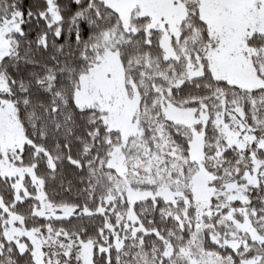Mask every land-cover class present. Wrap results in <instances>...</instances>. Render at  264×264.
I'll list each match as a JSON object with an SVG mask.
<instances>
[{"label": "trees", "instance_id": "16d2710c", "mask_svg": "<svg viewBox=\"0 0 264 264\" xmlns=\"http://www.w3.org/2000/svg\"><path fill=\"white\" fill-rule=\"evenodd\" d=\"M53 2L60 15L57 22L51 21L49 0H0V23L14 13L23 17L20 31L11 35V53L0 60V75L8 84L6 92L0 91V104L5 99L15 106L24 131L26 142L17 163L33 168L47 202L57 207H71L74 212L56 218L38 215L41 203L31 178L26 176L24 180L29 193L25 195L17 192V180L0 174V199L5 205H0V264H38L33 243L28 238L20 240L25 243L23 249L20 243L6 237L5 219L10 214L18 217L24 228L37 231L45 264H84L81 253L86 242L94 245L93 264H142V256H147L153 264H174L175 255L166 256L168 244L178 252L193 231L188 226L182 228L173 216L187 209L185 203L178 202L175 208L162 197L136 202L133 210L142 229L135 231L127 215L131 205L125 195L114 192L111 176L116 171L107 164L113 148L121 140V133L108 128L99 110L81 108L76 102L80 78L89 72L97 56L95 43L104 32L121 24V16L104 0ZM147 22V17L135 20L138 30L125 32L124 41L118 46L120 61L127 77L138 87L142 105H149L157 95L153 86L142 83L144 76L153 83L162 82L161 77L153 76L147 60L157 59L159 68L169 63L164 57L162 32L147 31ZM185 24L189 28L183 36L194 27L205 37L210 35L209 25L197 5L194 11L190 6ZM246 44L251 50H264V34L254 33L246 39ZM252 62L257 75L264 80V56L259 60L252 55ZM219 95L225 97V120H229L228 113L233 109V102H237L243 111V120L256 136L255 142L242 152L234 147L227 149L223 154L226 164L232 165L242 153L251 162L255 151L264 170V152L257 149L258 141L264 139L263 88L243 89L215 78L209 68L203 75L171 88V98L178 106L208 105L207 155L217 137L221 139L214 123V113L220 108ZM171 138L185 154L189 153L188 138L173 129ZM246 194L249 199L246 205L264 221V175L259 176L256 186H249ZM231 206L239 208L243 204L235 201ZM228 210L227 207L222 213ZM187 211L193 217L195 207ZM116 239L123 241L121 247H117ZM249 244L258 250L247 253L244 247L235 250L222 246L206 232L203 248L232 259L234 264L260 253L262 258L258 264H264V242L249 241Z\"/></svg>", "mask_w": 264, "mask_h": 264}, {"label": "rangeland", "instance_id": "374dc122", "mask_svg": "<svg viewBox=\"0 0 264 264\" xmlns=\"http://www.w3.org/2000/svg\"><path fill=\"white\" fill-rule=\"evenodd\" d=\"M104 1L119 12L121 24L104 32L95 43L97 56L89 72L80 78L76 102L81 108L99 110L108 128L121 133V140L113 148L107 163L116 171L111 176L114 192L127 197L131 205L127 215L135 231L142 229L133 210L138 201L162 197L175 208L178 202H184L187 209L195 207L193 217L189 216L187 209L173 213L182 228H193L190 240L178 252L175 253L168 244L166 256L175 255L174 264H234L230 258L206 251L203 248L204 234L209 232L212 240L222 246L235 250L244 247L247 253L258 250L249 241L264 242V221L246 205L249 186H256L259 176L264 175L256 152L252 153L251 162L242 153L232 165L226 164L223 157L231 147L244 151L255 142L256 136L243 120V111L237 102H233L229 120H225V97L219 95L220 108L214 113V123L221 139L217 137L207 155L208 105L202 104L198 108L178 106L171 98V88L203 75L209 68L215 78L243 89H264V80L257 75L252 62V55L260 60L264 50H251L246 44V39L254 33L264 34V0ZM49 3L51 21L57 22L59 12L53 0ZM196 5L209 25V37L195 27L183 36L189 28L185 20L190 6L194 11ZM140 17H147V31L157 29L162 32L164 57L169 61L159 68L157 59L147 60L153 76L162 78L161 83H153L145 76L142 79L146 87L153 86L157 92L149 105H142L138 87L127 77L118 50L125 32L138 30L135 20ZM22 22V15L14 13L0 23V60L11 53V35L20 31ZM7 90V80L0 75V91ZM171 129L188 138V154L171 138ZM25 142L15 106L2 99L0 174L17 180V192L22 191L25 195L29 193L24 180L26 176L31 178L41 203L38 215L56 218L72 214L74 209L71 207H57L47 202L33 168L21 167L17 163ZM257 149L264 152V139L258 141ZM235 201L243 206H231ZM0 205L5 207L1 199ZM227 207L229 210L222 213ZM84 213L91 214L89 210ZM5 234L8 239L20 243L23 249L25 243L20 240L28 238L33 243L36 261L45 264L42 240L35 229L24 228L20 219L10 214L5 219ZM116 240L117 247H121L123 241ZM93 254V243H84L81 253L84 264H93ZM261 258L259 253L254 258H243L241 264H258ZM141 259L142 264H153L147 256Z\"/></svg>", "mask_w": 264, "mask_h": 264}]
</instances>
